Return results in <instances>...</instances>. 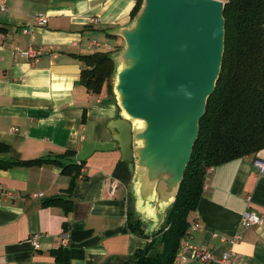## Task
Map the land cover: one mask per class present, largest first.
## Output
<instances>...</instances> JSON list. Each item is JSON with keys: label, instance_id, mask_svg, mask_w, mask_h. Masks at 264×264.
Returning <instances> with one entry per match:
<instances>
[{"label": "crops", "instance_id": "crops-1", "mask_svg": "<svg viewBox=\"0 0 264 264\" xmlns=\"http://www.w3.org/2000/svg\"><path fill=\"white\" fill-rule=\"evenodd\" d=\"M135 2L4 0L0 7V143L8 145L0 158L83 164L70 194V177L58 164L0 169V264H128L148 241L128 228L130 198L144 232L157 225L154 201L139 198L140 184L114 138L122 115L115 92H88L76 58L120 52L125 41L118 32L131 23ZM36 14L46 15V24L35 23ZM28 47L39 53L25 57ZM256 157L264 158V149L207 172L193 213L199 225L188 237L191 246L178 247L176 263L219 264L197 260L198 247L216 255L232 249L234 264H264V222L241 225L245 211L264 217V172L253 165ZM54 195L70 199V210L41 205ZM164 204L165 216L170 204ZM58 248L65 250L59 261L51 253Z\"/></svg>", "mask_w": 264, "mask_h": 264}, {"label": "water", "instance_id": "water-1", "mask_svg": "<svg viewBox=\"0 0 264 264\" xmlns=\"http://www.w3.org/2000/svg\"><path fill=\"white\" fill-rule=\"evenodd\" d=\"M223 9V0H142L118 32L125 43L111 56L112 88L122 111L114 138L140 184L139 198L154 201L153 232L164 219L160 207L176 197L215 88Z\"/></svg>", "mask_w": 264, "mask_h": 264}, {"label": "trees", "instance_id": "trees-1", "mask_svg": "<svg viewBox=\"0 0 264 264\" xmlns=\"http://www.w3.org/2000/svg\"><path fill=\"white\" fill-rule=\"evenodd\" d=\"M224 51L213 92L207 99L199 120L197 139L183 172L175 199L163 222L146 234L140 219L134 217L129 199L127 224L133 234L148 238L128 264H174L180 241L193 221L202 195L206 169L264 149V0H223ZM136 0L130 13L132 20L141 6ZM83 66L80 83L88 92L99 93L103 87L112 93L114 62L107 52L76 55ZM8 145L0 143V150ZM64 151L63 155L68 154ZM58 164L61 173L70 177L66 192L70 194L82 163H63L59 158L34 157L5 160L0 169ZM43 206L60 205L70 210L71 200L59 195L41 202ZM59 261L65 250L52 249Z\"/></svg>", "mask_w": 264, "mask_h": 264}, {"label": "built area", "instance_id": "built-area-1", "mask_svg": "<svg viewBox=\"0 0 264 264\" xmlns=\"http://www.w3.org/2000/svg\"><path fill=\"white\" fill-rule=\"evenodd\" d=\"M0 7L4 8V0H0ZM34 22L39 24V25H44L47 22V17L44 14H36L34 15ZM39 52L35 49H33L32 47H28L27 49H25L23 51V54L25 55V57H35ZM253 165L260 171V172H264V158H259L256 157L253 159L252 161ZM211 169L207 168L206 169V174L207 172ZM116 180H113L109 183V191L110 193L114 192L115 188H116ZM204 186V184H203ZM264 222V217L262 215H257V213L255 212H251V211H245L242 216H241V225L243 227H249V226H255V225H261ZM198 221L197 220H193L191 221L187 231H186V236L184 239H182L180 241V247L184 248H188L190 247V243L188 241V237L190 236V232L192 229H197L198 227ZM36 236L33 237L32 241H33V246L34 248H38V243H37V238H35ZM64 237V236H63ZM239 239V235L235 234L233 235L232 238H230V242L234 243L236 240ZM63 242L66 241V237H64ZM194 249V254L197 260L202 261V262H217L219 264H234L231 260V257L235 255V253L232 251V249H227L224 252H222L220 255H216L213 252L211 253V251L209 250H204V249H200L198 247H193ZM174 264H179V263H175Z\"/></svg>", "mask_w": 264, "mask_h": 264}, {"label": "rangeland", "instance_id": "rangeland-1", "mask_svg": "<svg viewBox=\"0 0 264 264\" xmlns=\"http://www.w3.org/2000/svg\"><path fill=\"white\" fill-rule=\"evenodd\" d=\"M131 202H132V207H133V203H134L133 199H131Z\"/></svg>", "mask_w": 264, "mask_h": 264}]
</instances>
